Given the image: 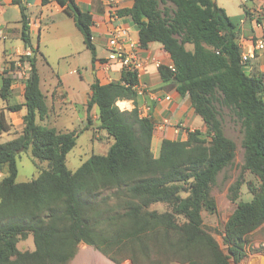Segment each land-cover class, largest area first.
<instances>
[{
    "label": "trees",
    "instance_id": "obj_1",
    "mask_svg": "<svg viewBox=\"0 0 264 264\" xmlns=\"http://www.w3.org/2000/svg\"><path fill=\"white\" fill-rule=\"evenodd\" d=\"M56 1L74 18L96 60L92 14L75 0ZM14 3L21 6L22 38L33 49L26 6L23 0ZM119 14L131 16L142 47L154 41L163 45L173 68L161 64V78L173 80L182 96L189 94L207 129L188 131L186 140L164 138L156 157L154 120L141 116L137 104L132 110L117 104L138 95V74L123 69L117 81L94 82L88 102V108L98 105L100 127L114 143L106 154L93 153L72 170L67 154L78 135L37 123L49 108L37 57L27 55L31 73L25 102L9 106H26L25 125L17 137L0 143V173L5 174L0 180V264H68L82 242L118 264L128 258L133 264L238 263L247 255L249 235L264 224V79L245 71L240 21L217 0H134ZM10 94L7 77L0 97ZM223 108L232 111L243 131L242 171H250L259 183H247L251 201L239 200L242 173L229 188L236 207L224 226L226 250L206 230L202 215L203 210L216 211L212 188L237 154L236 142L224 130ZM12 128L0 109V135ZM23 151L48 166L19 182L17 156ZM104 192L109 194L100 199ZM158 202L168 209H150ZM29 234L35 249L22 251L18 242Z\"/></svg>",
    "mask_w": 264,
    "mask_h": 264
},
{
    "label": "crops",
    "instance_id": "obj_2",
    "mask_svg": "<svg viewBox=\"0 0 264 264\" xmlns=\"http://www.w3.org/2000/svg\"><path fill=\"white\" fill-rule=\"evenodd\" d=\"M75 1L81 9L89 11L93 16L96 60H93L74 18L56 0H23L33 49L22 38L21 6L14 3V0H0V88L4 78H11V94L8 99L0 97V109L4 110L13 124L12 130L0 135V143L17 137L25 125L26 106L18 110H10L9 106L25 102L26 83L31 73V63L27 55L37 57L40 87L49 108L46 117H38L37 123L55 128L59 132L74 131L78 137L86 131L92 132L93 141L99 140L103 133L99 107L93 105L88 108V102L94 82L105 84L121 77L120 64L107 59L109 33L115 26L122 29V47L129 53L136 52L147 62L139 77L136 100H119L117 104L123 110H132L137 104L140 111H145L149 106L150 117L154 123L163 120L170 122L161 129L155 128L152 146L156 141L161 146L164 138L186 140L188 131L207 129L204 119L192 106L189 94L182 96L173 80L164 81L161 78L159 65L172 64V59L163 45L154 41L147 47H142L139 30L131 16L119 14V10L131 8L134 0H115L117 17L112 18L110 9L103 0ZM242 4L243 10L235 13H230L225 6L221 7L228 15L240 21L238 40L241 51L252 54L244 63L246 73L260 75L264 79V51H253L255 40L264 34V0H243ZM23 56L24 59L21 60ZM44 69L49 71L44 73ZM27 152L31 154L30 151ZM32 162L36 165L38 161L33 158ZM4 176V173H0V180Z\"/></svg>",
    "mask_w": 264,
    "mask_h": 264
},
{
    "label": "rangeland",
    "instance_id": "obj_3",
    "mask_svg": "<svg viewBox=\"0 0 264 264\" xmlns=\"http://www.w3.org/2000/svg\"><path fill=\"white\" fill-rule=\"evenodd\" d=\"M218 3L220 6L227 7V10L230 13H235L243 10V0H218ZM188 47L192 48V45H188ZM48 71V69H44V73ZM47 74L49 75V73ZM221 113L226 135L232 138L237 144V154L234 163L228 166L218 175L217 181L212 188V194L215 198L217 206L216 211L210 212L208 210H203L202 215L204 220V227L206 228V230L209 231L220 243L221 247L226 250V245H224L223 243L224 226L236 207V203L230 199L229 188L233 183L236 182V180L242 173L243 183L239 191V200L251 201L253 199V194L250 192L247 183L249 181H253L256 185H258L259 183L257 178L250 171H242V165L244 163V147L242 145L243 131L240 123L235 119V116L230 109L223 108L221 110ZM102 130L103 133L102 135H100L99 140H97L96 142H94L92 139V132L86 131L79 135L77 139V145L67 154V165L70 169L76 170L93 153L106 154L108 152L111 145L114 143V138L109 136L106 130ZM160 148L161 146L157 141L152 146L153 154L156 157H158L160 154ZM32 159L33 157L27 151H23L17 156L19 170L18 181H27L28 179L30 180L36 177L39 174L40 170L48 166L47 162H41L40 164L35 165L32 162ZM33 173L38 174L34 175ZM107 194H109V192H104L100 199L104 196L106 197ZM182 195L186 196L187 193L183 192ZM108 202L110 204H113L114 198L110 199ZM150 209H156L160 212H163L168 209V206L165 203L158 202L151 205ZM18 248L22 251L34 250L35 243L33 235L29 234L26 239H21L18 242ZM89 248H93L94 250L98 251L113 264H118L94 246L86 244L84 242L80 243L75 256L69 261L68 264H106L104 263V261L91 260L83 256L82 252ZM259 254H264V224L249 235L248 252L245 258L238 263L231 261V264H254L256 261V256L260 258L259 264H264V257H262L261 259ZM120 264H133V262L128 258L124 259V261H122ZM161 264L181 263L171 262Z\"/></svg>",
    "mask_w": 264,
    "mask_h": 264
},
{
    "label": "built area",
    "instance_id": "obj_4",
    "mask_svg": "<svg viewBox=\"0 0 264 264\" xmlns=\"http://www.w3.org/2000/svg\"><path fill=\"white\" fill-rule=\"evenodd\" d=\"M105 4L108 6L110 9V16L112 17H117V8L115 4V0H103ZM243 21V20H242ZM264 29V25H263ZM122 36V29L119 28L118 26H115V28L110 31L109 33V55L107 59L111 62H117L120 64L122 70L123 69H128L135 71L138 74V77L141 76L145 64L147 63L146 61L142 60L136 52L134 53H129L127 52L121 44L120 38ZM260 50L264 51V34L262 37L258 38L254 42V49L253 51ZM252 56L251 53L246 52L242 53V62L245 63L249 60V58ZM160 66V65H159ZM171 68H173L172 64L169 65ZM137 89V86H136ZM169 99L170 97L167 96ZM150 107L147 106L145 111H140V115L144 117H150ZM170 122L168 120H163L160 123H154L155 128L161 129L165 126H167ZM259 256L264 257V254H259ZM256 256L255 258V263L254 264H259L260 258Z\"/></svg>",
    "mask_w": 264,
    "mask_h": 264
},
{
    "label": "bare ground",
    "instance_id": "obj_5",
    "mask_svg": "<svg viewBox=\"0 0 264 264\" xmlns=\"http://www.w3.org/2000/svg\"><path fill=\"white\" fill-rule=\"evenodd\" d=\"M82 253H83L82 255L85 256L88 259L97 260V261H104V263H106V264H113L112 262H110L109 260H107L105 258V256H103L98 251L94 250L93 248H89V249L83 251Z\"/></svg>",
    "mask_w": 264,
    "mask_h": 264
}]
</instances>
